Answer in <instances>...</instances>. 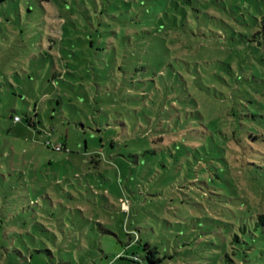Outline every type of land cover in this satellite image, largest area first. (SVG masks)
Listing matches in <instances>:
<instances>
[{
  "label": "rangeland",
  "instance_id": "374dc122",
  "mask_svg": "<svg viewBox=\"0 0 264 264\" xmlns=\"http://www.w3.org/2000/svg\"><path fill=\"white\" fill-rule=\"evenodd\" d=\"M263 18L264 0L2 3L0 264H264Z\"/></svg>",
  "mask_w": 264,
  "mask_h": 264
},
{
  "label": "trees",
  "instance_id": "16d2710c",
  "mask_svg": "<svg viewBox=\"0 0 264 264\" xmlns=\"http://www.w3.org/2000/svg\"><path fill=\"white\" fill-rule=\"evenodd\" d=\"M6 0H0V5L2 4V3H4ZM99 31V32H103V33H106V34H108L107 35V38L106 39H112L113 37H114V31H108V30H110V29H105L104 27H103V23H100L99 24V28L98 29H95V31ZM102 33V34H103ZM253 40L254 41H256V42H258V43H261V42H264V18H263V21H262V27L254 34V36H253ZM108 41V40H107ZM91 43H93V41H91ZM104 51H106V49L104 50ZM116 54V53H118V52H114L113 51V48L111 47V46H109L108 48H107V52L104 54V55H106V54H108V55H110V56H112V54ZM107 60H109V59H106L105 58V56H104V59L102 60V62L103 63H106V61ZM70 64H71V62H67L66 63V68H65V70L64 71H58L57 69L55 70V75H54V77H58V78H60V79H62V80H64V77L65 76H63V74L62 73H64V74H68L69 76H71V77H76V74L79 72V71H81V67H80V65H75L73 68H71L70 67ZM74 64V63H73ZM86 71H87V69H86ZM60 72V73H59ZM62 74V75H61ZM107 76V75H106ZM108 77V76H107ZM86 92V91H85ZM20 120H21V118H20ZM16 121V120H15ZM120 121V120H119ZM79 124H82V126H84L85 127V124L83 123V121H80V123ZM125 126H126V124L125 123H123ZM98 129L99 130H102V128H100V126H98ZM115 145V140H112L111 141V146H114ZM62 147L60 148V149H57L56 147V149L57 150H62V149H64L65 148V145H61ZM188 146H191V145H188ZM257 225L258 226H264V214H260L259 216H258V220H257ZM238 238V237H237ZM146 250L148 251V259L151 261V262H153V263H156V262H158V261H161V258H157L156 256H155V253H157V250L155 249V248H152L151 247V244L150 243H147L146 244ZM135 259H138V257H135Z\"/></svg>",
  "mask_w": 264,
  "mask_h": 264
},
{
  "label": "built area",
  "instance_id": "2783aa9c",
  "mask_svg": "<svg viewBox=\"0 0 264 264\" xmlns=\"http://www.w3.org/2000/svg\"><path fill=\"white\" fill-rule=\"evenodd\" d=\"M15 120L16 121H19L20 120V117L19 116H16ZM61 147H62L61 145L56 146L57 149H60Z\"/></svg>",
  "mask_w": 264,
  "mask_h": 264
}]
</instances>
